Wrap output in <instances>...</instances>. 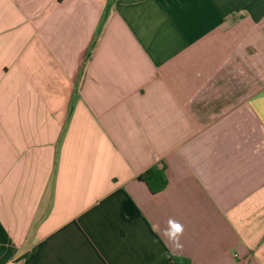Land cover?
Returning a JSON list of instances; mask_svg holds the SVG:
<instances>
[{
    "label": "crops",
    "instance_id": "0c3cea01",
    "mask_svg": "<svg viewBox=\"0 0 264 264\" xmlns=\"http://www.w3.org/2000/svg\"><path fill=\"white\" fill-rule=\"evenodd\" d=\"M175 257L264 264V0H0V264Z\"/></svg>",
    "mask_w": 264,
    "mask_h": 264
},
{
    "label": "trees",
    "instance_id": "16d2710c",
    "mask_svg": "<svg viewBox=\"0 0 264 264\" xmlns=\"http://www.w3.org/2000/svg\"><path fill=\"white\" fill-rule=\"evenodd\" d=\"M153 194L163 191L169 183L167 176V166L165 162L155 164L142 172L139 177ZM177 264H190V261L185 258L175 257Z\"/></svg>",
    "mask_w": 264,
    "mask_h": 264
},
{
    "label": "clouds",
    "instance_id": "9594fccd",
    "mask_svg": "<svg viewBox=\"0 0 264 264\" xmlns=\"http://www.w3.org/2000/svg\"><path fill=\"white\" fill-rule=\"evenodd\" d=\"M182 231V225H180L177 221L170 219L168 221V227L163 231V236L175 242L177 247H180L179 241L182 235Z\"/></svg>",
    "mask_w": 264,
    "mask_h": 264
},
{
    "label": "rangeland",
    "instance_id": "374dc122",
    "mask_svg": "<svg viewBox=\"0 0 264 264\" xmlns=\"http://www.w3.org/2000/svg\"><path fill=\"white\" fill-rule=\"evenodd\" d=\"M249 90H247V92H248ZM246 92V91H245Z\"/></svg>",
    "mask_w": 264,
    "mask_h": 264
}]
</instances>
